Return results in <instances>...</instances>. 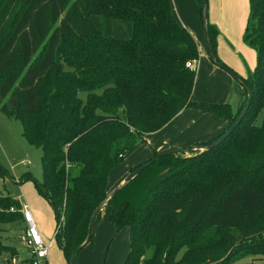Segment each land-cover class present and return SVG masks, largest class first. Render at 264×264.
Returning <instances> with one entry per match:
<instances>
[{
	"label": "trees",
	"instance_id": "trees-1",
	"mask_svg": "<svg viewBox=\"0 0 264 264\" xmlns=\"http://www.w3.org/2000/svg\"><path fill=\"white\" fill-rule=\"evenodd\" d=\"M249 5L251 106L213 150L165 155L111 198V224L129 229L123 264H264V120L254 124L264 108V0ZM207 29L216 65L227 69L216 54L218 28ZM198 61V42L171 0H0V107L42 152L35 189L52 208L67 264L112 191L110 173L148 134L194 110L227 124L186 148L207 147L240 117L248 93L236 80L228 102L193 100L196 67L187 63ZM20 223V201L0 196V224ZM1 255L14 258L0 242Z\"/></svg>",
	"mask_w": 264,
	"mask_h": 264
},
{
	"label": "rangeland",
	"instance_id": "rangeland-1",
	"mask_svg": "<svg viewBox=\"0 0 264 264\" xmlns=\"http://www.w3.org/2000/svg\"><path fill=\"white\" fill-rule=\"evenodd\" d=\"M214 1L208 0L207 22L218 28L216 54L227 69L217 66L209 54L198 1L171 0V6L179 23L184 21L187 24L180 25L195 36L199 46L193 100L225 103L232 96L236 80L234 75L245 78L256 68L257 52L243 40L250 17L249 0H218L216 9ZM263 120L264 108L256 116L254 124L260 126ZM168 125L160 131L148 134L146 142L110 173L109 191L120 184L131 169L144 165L155 153L167 150V147L159 149V146L166 144L168 138H172L169 136L172 128H167ZM188 134L189 132L183 136ZM191 155L187 153L182 156L189 158ZM27 174L31 175V178L23 181L24 175ZM42 178V152L30 146L24 138L21 119L13 118L0 107V196H10L28 206L45 245L48 246L53 239L48 263L67 264L61 248L55 241L58 225L52 208L35 189L34 180L40 182ZM24 230V223L0 224V242L9 246L11 256L17 259H25L28 256L21 242ZM129 249V229L117 231L110 222V208L106 207L102 210L94 230L93 243L80 252L78 264H123ZM10 258L9 255H1L0 264H7L4 260Z\"/></svg>",
	"mask_w": 264,
	"mask_h": 264
},
{
	"label": "water",
	"instance_id": "water-1",
	"mask_svg": "<svg viewBox=\"0 0 264 264\" xmlns=\"http://www.w3.org/2000/svg\"><path fill=\"white\" fill-rule=\"evenodd\" d=\"M202 20L204 23V31H205L206 43H207V47L209 50V54H210L211 58L213 59V62L216 64L217 63L216 56L213 53V50H212L211 45L209 43V37H208V29H207L208 0H203ZM234 78L236 79V81L240 82L246 88L247 93H248L247 105L243 109V111H242L240 117L237 119L236 123L229 129V131L225 135H223L220 139H218L216 142H214L213 144H211L207 147L195 146L192 148L167 149V150L159 152L156 155V157L150 163L144 164V165L136 168L132 172H130L129 175L124 179V181L120 185H118L116 188H114L108 194L105 201H103L98 206V208L95 210L93 217L89 223L87 238H86L85 242L75 250L74 257H73V264H78V257H79L80 252L89 245L91 239L93 238L95 222L97 220V217H98L100 211L108 204V202L111 200V198L113 196L118 194L121 190H123V188H125L127 185H129L135 178H137L151 164H153L156 160L162 158L165 155L187 154V153H190L191 151L205 152V151L213 150L215 147H217L219 144H221L228 136H230L232 133H234L236 131V129L239 127V125L242 123L244 117L246 116V114H247V112L251 106V103L253 101L254 95H253L252 89L247 85V83L245 82V80L242 77L234 75Z\"/></svg>",
	"mask_w": 264,
	"mask_h": 264
},
{
	"label": "crops",
	"instance_id": "crops-1",
	"mask_svg": "<svg viewBox=\"0 0 264 264\" xmlns=\"http://www.w3.org/2000/svg\"><path fill=\"white\" fill-rule=\"evenodd\" d=\"M217 3H219V1L215 0V9ZM177 22L179 23V20H177ZM181 23L187 26L186 22L183 21ZM247 77L243 79H246ZM226 125V122L215 120L209 114H204L194 110H184L179 115H177L167 126V128H169L170 126L172 128L171 133L169 134V136H171L172 138H168V142L162 146H159V149H163L165 147H167V149L186 148L191 147L197 143L208 141L213 137L221 134L225 130ZM187 132H189V134L187 136H183L187 134Z\"/></svg>",
	"mask_w": 264,
	"mask_h": 264
},
{
	"label": "built area",
	"instance_id": "built-area-1",
	"mask_svg": "<svg viewBox=\"0 0 264 264\" xmlns=\"http://www.w3.org/2000/svg\"><path fill=\"white\" fill-rule=\"evenodd\" d=\"M195 65L194 62L187 63V67L190 69L195 68ZM22 215L25 230L21 242L26 249L28 256L25 259L12 258L10 264H49L48 255L53 239L48 246L45 245L33 216L26 204H22Z\"/></svg>",
	"mask_w": 264,
	"mask_h": 264
}]
</instances>
